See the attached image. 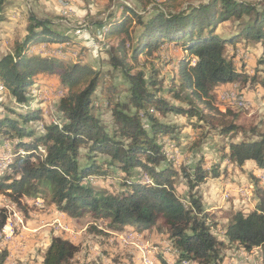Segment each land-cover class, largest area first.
<instances>
[{"label": "trees", "instance_id": "16d2710c", "mask_svg": "<svg viewBox=\"0 0 264 264\" xmlns=\"http://www.w3.org/2000/svg\"><path fill=\"white\" fill-rule=\"evenodd\" d=\"M186 1L164 0L145 16L126 8L104 22L105 37L125 34L106 49L109 65L122 76V83L105 84L104 72L80 57L66 60L32 51L38 42L69 40L47 18L28 15L23 37L0 58L1 90L25 107L9 110L13 116L0 115V139H13L6 171L0 174V194L25 213V199L42 197L68 217L89 214L95 222L107 221L109 230L155 227L178 253L175 260L161 259L160 264H219L232 245L246 251L258 247L264 264V182L253 177L255 202L249 212L220 211L225 223L217 228L223 238L215 234L216 213L205 209L198 191L209 177L224 176L225 160L237 168L250 161L264 170V133L244 127L235 112L221 111L215 92L221 83L246 80L234 55L227 56V46L236 50L238 43L248 40L264 43V0H206L183 7ZM4 3L0 0V19ZM132 18L138 25L133 34L127 29ZM227 21L231 29L220 33L217 26ZM164 44L184 52L171 61L174 72L166 95L155 62ZM259 61L264 64V58ZM40 75L56 78L62 94L57 120L37 131L28 123L37 121L40 111L25 104L28 88ZM260 83L264 85V74ZM99 99L109 110L110 126L95 112ZM169 113L186 118L197 133L193 145L211 131L227 138L208 165L203 156L178 166L169 157V145H181L177 127L164 120ZM115 172L120 176L109 191L103 184ZM179 175L186 181L184 194L176 190ZM5 220L2 210L0 227ZM78 251L70 239L53 235L41 264H72ZM6 256L7 251L0 250V264H6Z\"/></svg>", "mask_w": 264, "mask_h": 264}, {"label": "rangeland", "instance_id": "374dc122", "mask_svg": "<svg viewBox=\"0 0 264 264\" xmlns=\"http://www.w3.org/2000/svg\"><path fill=\"white\" fill-rule=\"evenodd\" d=\"M163 1L5 0L1 11L2 19H0V58L9 52L7 48L11 49V42L21 38L27 17L33 13L38 17L47 18L52 28L68 36L69 41L38 42L31 46L32 51L42 55L52 54L66 60L80 57L84 63H89L104 72V83L111 81L122 83V76L114 72L109 65L106 49L108 46H115L125 34L123 32L121 35L105 37L104 22L112 16H119L126 8L145 16L148 11L161 6ZM204 1L206 0H187L183 7ZM231 25L229 21L220 23L217 30L220 33H227ZM127 29L131 34L134 30H138L135 18L127 22ZM157 54L158 59L155 62L160 66V74L164 78L161 89L164 93L166 84L174 72L171 61L182 56L184 52L178 46L164 44ZM231 55H234L236 68L246 75V80H236L216 86L218 108L221 111L228 109L235 112L239 115V123L244 127L264 133V85L260 83L264 74V64L259 61L264 58V43L248 40L245 43H238L236 50L227 46V56L231 57ZM56 86V78L40 75L37 83L28 88L25 105L38 109L41 114L37 121H31L28 125L33 126L37 131L42 130L43 124L57 120L59 117L58 105L62 92L57 90ZM1 88L0 85V115L10 114L9 110L24 111L25 107H18L19 103L10 92ZM122 88L123 86L120 96L124 95ZM96 95L101 98L99 92H96ZM97 103L101 105L95 112H98L102 120L110 126L109 110L101 99ZM164 120L173 123L180 134L181 145L175 147L171 144L167 148L169 157L175 159L177 166L193 164L200 156H203L208 165L216 157L218 146L227 139L222 140L215 131H211L203 139H198L197 145L195 143L193 145V140L189 137L194 138L197 133L190 129L184 116L169 113ZM0 140L1 174L6 171V163L10 160L13 139L7 140L4 137ZM168 144L166 142V145ZM245 164L242 168H237L225 160L221 163V168L226 166L224 176L214 179L209 177L198 187L205 208H215L214 228L219 238H223V235L218 230L217 224L225 223L220 217V211L233 209L249 212L255 202L253 177L264 182V170L253 168L254 165L250 162ZM119 176L120 173L115 172L112 178L104 182V187L112 191L117 185ZM175 182L178 194H184L187 185L182 175H179ZM25 201L28 204L26 213L9 198L0 194V211L3 210L6 215L5 222L8 223L5 236L0 237V250L7 251L6 264H40L53 235L71 237L78 245L79 251L72 264H160L161 259L169 262L178 256L166 234L155 227L137 230L133 226H126L121 231L109 230L105 228L107 221L95 222L89 214L68 217L42 197L25 199ZM59 223L68 231L60 228ZM241 250V247L236 245L225 249L219 264H262L257 261L254 253L245 254V251ZM260 254L259 251V258H261ZM184 264L192 263L184 261Z\"/></svg>", "mask_w": 264, "mask_h": 264}, {"label": "crops", "instance_id": "0c3cea01", "mask_svg": "<svg viewBox=\"0 0 264 264\" xmlns=\"http://www.w3.org/2000/svg\"><path fill=\"white\" fill-rule=\"evenodd\" d=\"M26 23H27V22H26ZM25 26H26V24H24L23 33H22V35H21V38L23 37V35H24V33H25V31H24ZM21 38H19V39H21ZM14 41H15V40H14ZM14 41H13V42H14ZM13 42H11V46H12ZM7 50L10 51L9 48H7ZM189 127H190V126H189ZM190 129H192V128L190 127ZM192 130L194 131V129H192ZM194 132H195V131H194ZM189 139H192V137H189ZM247 162H250V161H247ZM250 163H252V165H254L253 162H250ZM244 165H246V164H244ZM244 165H243V166H244ZM243 166H242V167H243ZM253 168H254V167H253ZM257 170H261V169H257ZM262 170H263V169H262ZM213 179H214V178H213ZM250 185H251V184H249V186H250ZM253 205H254V204H253ZM204 207H205V206H204ZM205 209L208 210V211H214L215 208H214V207H212V208L210 207V208H205ZM212 209H213V210H212ZM218 209H219V208H218ZM216 210H217V209H216ZM224 220H225V219H224ZM67 238L70 239L71 241H74L71 237H67ZM259 251H260V250H258V249H251L250 251H246L245 254H248V253H250V254H251V253H254L255 257H257V261H258V262H259V261L262 262L261 258H259V257H260V256H259ZM260 255H261V254H260ZM41 260H42V259H41ZM260 262H259V263H260ZM40 264H41V261H40Z\"/></svg>", "mask_w": 264, "mask_h": 264}, {"label": "built area", "instance_id": "2783aa9c", "mask_svg": "<svg viewBox=\"0 0 264 264\" xmlns=\"http://www.w3.org/2000/svg\"><path fill=\"white\" fill-rule=\"evenodd\" d=\"M99 49H100V47H99ZM55 221H57V220H55ZM57 223V222H56ZM7 222H5L2 226H3V233L5 234L6 233V227H7ZM60 224V223H59ZM60 228H62V225L60 224ZM62 229H64V228H62ZM65 231H68V229H64ZM242 250V252L243 251H245L246 252V250H244L243 248H241ZM253 249H258V247H254ZM244 252V253H245ZM149 259H150V257L149 256H147ZM192 264H193V261L191 262Z\"/></svg>", "mask_w": 264, "mask_h": 264}, {"label": "bare ground", "instance_id": "6f19581e", "mask_svg": "<svg viewBox=\"0 0 264 264\" xmlns=\"http://www.w3.org/2000/svg\"><path fill=\"white\" fill-rule=\"evenodd\" d=\"M2 236H5V234L3 233V226L0 227V237H2ZM9 237H10V235H9Z\"/></svg>", "mask_w": 264, "mask_h": 264}]
</instances>
